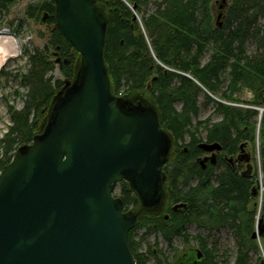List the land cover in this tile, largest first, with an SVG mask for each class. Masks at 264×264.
I'll use <instances>...</instances> for the list:
<instances>
[{
	"label": "trees",
	"instance_id": "obj_1",
	"mask_svg": "<svg viewBox=\"0 0 264 264\" xmlns=\"http://www.w3.org/2000/svg\"><path fill=\"white\" fill-rule=\"evenodd\" d=\"M15 2L0 0V11L8 12ZM96 2L108 24L104 53L112 94L122 95V99L133 103L138 100L152 103L162 127L172 138L162 186L163 201H167L165 213L146 212L129 181L120 183L124 207L128 210L133 206L139 213V226L161 234L170 247L175 238L190 242L189 224L196 223L216 233L228 228L237 241V254L234 263L226 261V264H251L252 254H259L264 248V234L260 242L252 238L259 214L260 201L253 196L258 167L255 175L244 177L236 157L245 143L256 149V129L262 122L258 153L264 185V115L260 121L259 110L231 106L228 103L233 99L221 89L227 81L234 90L244 85L255 94L251 104L264 108V0H231L226 21L218 27L213 25L211 15L213 0ZM26 13L34 21H40L47 13L45 23L50 26V36L45 48L25 49L27 70L19 77L20 84L28 88L27 100L21 110L7 103L13 125L0 141L3 148L0 171L15 155L11 152L29 145L38 134L64 88L61 80L54 82L49 76L56 69L47 54L49 47L64 58L63 74L69 80L76 79L81 66V55L55 23V0L30 5ZM135 14L137 17L142 14V18L135 20ZM251 44L257 48L253 54L248 51ZM210 47L213 52L204 62ZM203 90L207 91V100L214 102V112L221 116L220 121L199 120L198 101ZM213 94L229 102L215 101ZM203 142L222 146L214 165L202 167L199 162L204 154L200 148ZM227 158H233L234 163ZM183 203L186 204L183 209H173ZM261 206L264 216V202ZM129 235L128 245L135 263L147 264L148 255L140 252L133 231ZM196 239L200 242L197 248L204 254L197 264H217V246L209 248V242ZM151 255L155 264H171L166 262L162 251Z\"/></svg>",
	"mask_w": 264,
	"mask_h": 264
},
{
	"label": "water",
	"instance_id": "obj_2",
	"mask_svg": "<svg viewBox=\"0 0 264 264\" xmlns=\"http://www.w3.org/2000/svg\"><path fill=\"white\" fill-rule=\"evenodd\" d=\"M55 1V23L81 55V66L44 132L0 172V264H136L128 240L139 213L126 211L114 191L129 181L143 209L160 207L172 138L154 106L112 94L104 53L108 24L96 0ZM200 148L209 154L199 160L202 166L214 165L222 151L218 143ZM245 150L237 158L247 177L253 166ZM263 234L264 216L252 238ZM203 257L199 248L188 249L175 264Z\"/></svg>",
	"mask_w": 264,
	"mask_h": 264
},
{
	"label": "rangeland",
	"instance_id": "obj_3",
	"mask_svg": "<svg viewBox=\"0 0 264 264\" xmlns=\"http://www.w3.org/2000/svg\"><path fill=\"white\" fill-rule=\"evenodd\" d=\"M156 0H152V3ZM40 2H45V0H16L15 4L8 12L0 11V37L6 38V36H10L9 33L12 35H15L16 38H18L20 43L18 44V50L19 46L21 44V49L17 51L14 55V57L8 58L7 62L2 67L3 69L0 71V141L5 139V136L8 134V131L10 127L13 125V122H11V116L8 111L7 103H9V106L14 107L16 110H21L25 106V101L28 88H24L20 82L21 78L20 75L24 74L27 70V60L24 56L25 49H33L36 46H39L40 48H45L47 46V38L50 36L49 34V25L46 22L48 15L47 13H44L42 16V19L40 21H34L30 17H28L26 13V9L30 5H34ZM231 3V0H227L226 5L224 3V0H213L211 3V15H213V25L218 27L219 23L223 24L226 21L227 18V10ZM154 5V4H153ZM150 8H153L152 5L149 6ZM146 8V6H145ZM142 18V14L138 17L140 20ZM140 22V21H139ZM8 32H4L5 30ZM212 47V46H211ZM210 47V48H211ZM211 48L208 52V54L204 58V62L209 60V57L211 53L213 52ZM256 46L254 44L249 45V53L253 54L256 52ZM48 55L51 56V60L54 61V64L56 66V69L49 74L53 78V81H59L61 80L64 83V88L60 91L57 97L62 94V92L69 86L74 79H68L63 74V61L64 58H62L60 55H58V52L53 49L52 47H49L48 49ZM58 58H60V61H58ZM227 78V74L224 76ZM222 93H226L227 96H229L232 100V102H226L225 100H221L219 96H216L213 94V99L215 101L220 100L221 102H225L230 104L231 106L236 105L237 107H245V108H251L258 110L261 108L260 106H257L254 103L256 97L255 94L251 89H248L246 86L238 85L236 89L229 88V82L227 81L224 86L221 89ZM122 96V95H120ZM150 99V98H149ZM148 100V97H147ZM149 101V100H148ZM151 102V100H150ZM200 103V121L201 120H207L211 119L210 123L218 122L222 118L221 116L215 114L214 109L215 105L214 102H209L207 100V91L203 90V92L199 96ZM149 105H152L150 103ZM260 113V112H259ZM264 115V113H263ZM263 115H259V120L261 121L260 116L263 117ZM48 117L47 121L41 126L39 132L37 135H40L45 127L48 124ZM262 123V122H260ZM259 123V124H260ZM258 129H256L257 135H256V149H254L251 145H247L246 152L252 155V175H255V172L257 171L258 167V175L259 178L261 176V164L259 163V145L260 142V129L261 124ZM205 133V132H204ZM36 135V136H37ZM32 143V141H31ZM30 143V144H31ZM29 144V145H30ZM28 146V145H25ZM23 147V146H20ZM20 147H17V150H14L11 152V154H15ZM16 155V154H15ZM14 155V156H15ZM203 155H206L204 153ZM3 156V148L2 144L0 142V157ZM13 156V157H14ZM13 159V158H12ZM239 162H236V164ZM237 165H240L242 172L246 171L247 165L245 163H239ZM260 170V171H259ZM1 172V171H0ZM260 173V174H259ZM256 178V176H255ZM261 186V182L258 184ZM264 187H260L258 191V197L256 200L259 202H264ZM115 197L120 196V184L115 189ZM259 202L257 218H261L263 215V207L261 206V203ZM167 206V201L162 200V205L159 207L158 212L159 213H165L162 210H165V207ZM126 211H134L133 206H129L128 210L125 208ZM155 211L151 209V211L146 212H152ZM261 211V212H260ZM136 227L131 230L134 234V240L138 245H140V252L148 255V263L147 264H155V258L151 253H158L159 251H162L163 255L166 256V262H169L171 264H174L175 261L178 259L179 256H181L182 253H185L189 248H196L200 246V242L196 239V237H200L204 239L205 241L209 242V248H213L214 246H217L218 254L216 256V263L217 264H226V261H230L234 263L236 254H237V241H235V236L232 230L223 229L219 232H210L208 230H204L200 228L196 223L195 224H189L187 226L188 232L191 235V240L189 243L184 242L182 238H175L174 244L172 247H170L163 239L161 234L155 233V232H149L147 228L143 226H139V223L137 221ZM130 236V235H129ZM129 241V240H128ZM262 241V239L259 240V242ZM264 248L261 249V252L259 254H252L251 257V264H258L259 260L263 258L262 261H264ZM263 264V262H262Z\"/></svg>",
	"mask_w": 264,
	"mask_h": 264
},
{
	"label": "bare ground",
	"instance_id": "obj_4",
	"mask_svg": "<svg viewBox=\"0 0 264 264\" xmlns=\"http://www.w3.org/2000/svg\"><path fill=\"white\" fill-rule=\"evenodd\" d=\"M4 32H8V31L5 30ZM9 38H10V36H6V38H3V39H2V37H0V70L4 66L5 62L8 60L9 56L14 57L15 53L18 51L19 42L17 43V41L15 42ZM260 124H259V126H260ZM243 145L245 146V148L247 147V143H245ZM240 150H241V148H240Z\"/></svg>",
	"mask_w": 264,
	"mask_h": 264
},
{
	"label": "flooded vegetation",
	"instance_id": "obj_5",
	"mask_svg": "<svg viewBox=\"0 0 264 264\" xmlns=\"http://www.w3.org/2000/svg\"><path fill=\"white\" fill-rule=\"evenodd\" d=\"M246 148H247V147H246ZM246 148H245V149H246ZM245 152H246V150H245ZM220 153H221V152H220ZM239 153H240V152H239ZM239 153H238V154H239ZM247 153H248V152H247ZM217 155L219 156V153H218ZM204 156H208V154L206 153V155H203V157H204ZM218 156H217V158H218ZM227 159H228L229 162H230V159H232V158H227ZM233 160H234V159H233ZM238 162L240 163V161H238ZM210 163H211V161H208V162L205 164V166L208 165V164H210ZM230 163L233 164L234 161H233V162H230ZM205 166H202V167H205ZM165 208H166V207H165ZM173 209H174V208H173ZM154 210L158 212L159 208L154 209ZM174 210H175V209H174ZM177 210H178V209H177ZM162 211H164V210H162ZM158 213H159V212H158ZM168 217H169V215H166V219H168Z\"/></svg>",
	"mask_w": 264,
	"mask_h": 264
},
{
	"label": "built area",
	"instance_id": "obj_6",
	"mask_svg": "<svg viewBox=\"0 0 264 264\" xmlns=\"http://www.w3.org/2000/svg\"><path fill=\"white\" fill-rule=\"evenodd\" d=\"M5 30V29H4ZM10 35V38L9 39H11V40H13V41H17V43L20 41L18 38H16L15 37V35H12V34H9ZM3 39V38H2ZM19 51V50H18Z\"/></svg>",
	"mask_w": 264,
	"mask_h": 264
}]
</instances>
